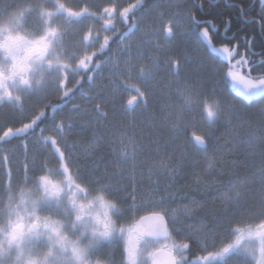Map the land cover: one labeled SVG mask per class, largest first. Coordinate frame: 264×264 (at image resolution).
<instances>
[{
  "label": "rangeland",
  "instance_id": "1",
  "mask_svg": "<svg viewBox=\"0 0 264 264\" xmlns=\"http://www.w3.org/2000/svg\"><path fill=\"white\" fill-rule=\"evenodd\" d=\"M136 1L137 0H66V3L73 10H80L84 6H88L91 11L97 13V16L89 17L85 15L76 20L66 19L64 15L54 17V22L61 24V26L66 29L63 36V51L67 55L72 56L73 52L82 53L86 47L88 50H95L94 47L98 48V45L100 42H102L103 36L105 34H108L111 37L114 34L111 31L107 33L103 31V20L99 18L103 13V8L115 7L116 12L114 13L115 19L113 21V26L116 29V26L121 25L122 22H124V20L120 17V12H122L124 8H130L131 11L128 13V15L131 14L134 9L133 3ZM29 2H31L34 6H38L39 0H0V15H4L10 9L19 8ZM47 6H53L51 0H48ZM164 7L165 9L169 8L167 5L162 6L161 4H153L150 8L147 10L145 9V11L138 15L136 18L137 24H134V27H126L123 32L124 34L120 37L121 39H124L123 43L118 45L115 50L117 56L114 58L109 57L111 59L107 58L101 60V62H103L102 67L96 70L94 73L89 74L93 77L91 82L87 80L92 85H88L85 89L87 93L86 98L89 100H83L84 98L82 97L77 99L75 98L74 102L81 105L79 110L70 111L72 109V105L69 103L67 105H63L62 108H58L56 113H52L50 107L43 108L39 97L35 94L23 96V113H21L20 109L14 108L7 103L0 104V135H3L4 131H6L9 127L15 130L22 127L23 123L30 122L31 118H33V115L38 113L39 110L45 111V117L37 123V125H40L38 128H36V125L33 127L34 130L31 129L27 134L7 137L4 141H0V197H3L6 194L8 188H16L17 186L24 184V180L28 177V181L30 183L36 176L42 174L46 168L58 169L62 164H66L69 169H71L72 166L78 164L80 160L84 158L85 160H88L90 157H93V155L87 153L86 149L81 148L80 145L74 140H70L73 134L78 136L81 135L76 134V131L77 133L78 131H82L84 134H86L87 126L91 124L95 125V123L101 124L100 120H94V110H92V113H87L86 111L88 110L82 109L86 106L85 102L91 104L93 102L90 101V99H94L96 100L94 102L95 104L98 102V100L108 99V103L111 104L114 103V100H116H112L113 95H115V97L119 98L120 100H128L133 95H135L137 96V100L134 102V108L136 105H139L141 98L139 97V94H133L124 91L123 86L125 84L135 85L137 82L144 85L147 96L150 99L157 93L156 86H152L151 82L155 81V75L159 68L162 70V72H167L170 75L176 73L172 70L171 64H169L171 61L168 60V55L165 54L167 45L169 43L171 44V40L167 37L165 29L166 27L171 26L172 30H174V39L185 42V33L188 31V26H190L192 23L191 8L188 9V3L181 2V4H177L175 2L172 4L171 13H168L170 8L167 10V12H165ZM98 21H101L102 25H100ZM126 23H128V21ZM25 24L27 27L37 32H39L42 27L40 19L36 15L35 11L28 13L25 19ZM89 27L93 29L94 36L97 33L99 34L100 41L94 37L93 43L87 44L84 42L83 36ZM205 28L209 32L208 38L203 36L207 40L206 43L213 53L222 56L216 51V49L222 46H215L211 42L210 33L211 29H214L213 25L210 27H203L202 33ZM183 38L185 40H182ZM188 41L190 40L188 39ZM189 43V45L184 46V49L181 52L184 60L183 64L180 65V70L178 71L180 73L178 77L174 79L167 77L166 83H164L163 87H161L158 91L159 98L163 100L162 107L164 108V115L158 124L156 121H152L154 126L156 124V126H161V128H163L166 125V128L170 134L169 139L174 141V145H180L179 147L183 148L181 154L177 156L174 153H159V145L161 143H158V139L154 140V145H151L147 142L145 145V141L139 139L137 137L138 135L134 134L135 124L130 121L127 125L123 123L120 124V127L125 126L122 131L128 136V138L120 134L121 137L115 136L112 139L114 143H124L122 141L124 139L126 141L127 147L126 149L120 148V150H117L116 152H114L113 149V155H115V158L112 159V162H110L108 167L114 172L112 176L119 178L117 180V184L121 185L120 188L122 189L118 195L121 196L119 200L120 204L124 205V211L123 214H116L118 224L129 227L132 225V223H134L135 220H138L141 215L147 214L143 210H137L134 217L132 211L127 207L132 203V201L131 198L126 195V190L131 191V186L128 183H132V177H134L138 182L136 185L138 192L147 193L153 187L158 185V191L167 197L168 207L174 211L177 217L176 230H171V235L174 241L176 243L190 242L191 244V242H194L197 244L194 240H185V236L188 235L190 231L199 229L203 225H206L209 228L211 227L208 223L202 222L199 217H196L197 212H195L193 215H188L187 210L193 207V202L195 200H185L187 197H185L183 200L182 196H177L179 193L172 194L171 185H169L171 181L169 177L173 175L172 171L170 170L173 168V164L171 163L177 164L181 162V164H183V169L185 166H188L192 171L198 164L197 160L193 158V162L189 163V165H184L183 160L181 159H185L190 156V153L184 147L185 145L182 144L183 142L187 143L185 135L189 131L195 134H202L205 126L207 125L209 127L202 112L203 100L200 99L199 95L194 93V87L191 84H188L187 81L191 78V74L188 73V70H186L187 64L193 65V69L190 71L192 73L198 74L203 70L202 65L198 66L200 60L198 58L194 59L188 56V54L185 52L187 48H193L195 53L197 55L199 54V50L196 48L195 44H191V42ZM125 46H128L129 51L131 52V61L135 66V71L130 70L128 67V62L130 60L129 51H119ZM235 47L236 53L232 58L233 64L236 60L240 59L239 50L237 46ZM222 57L227 61L226 57ZM155 63H159L158 68L155 66ZM139 67L146 68V73L149 74L148 79H146L145 73L143 75L146 81L142 79V75L139 73ZM237 68L241 74H245V68H240V66H237ZM84 75L85 74H83V76ZM76 79H79V77L74 73L69 72V79L66 82V87H73ZM49 87H52L50 82ZM78 87L80 88V86ZM233 87L236 89V92L240 94L239 86L233 85ZM226 93H228V89L226 90ZM211 94L213 95L214 91H211ZM54 98L58 97L55 95H50L49 101ZM189 98L191 99L190 103L188 102ZM49 101H45V103H49ZM168 101H170L171 104L165 105V103H168ZM235 104L237 111L232 116L230 122L224 118L223 114H221V117L218 119L220 123L225 124V126L228 128L223 133L227 137V142L222 143L221 149L219 152L217 151L219 157L215 161L223 159L224 156L229 153L236 154L237 151L241 150L244 152L242 156L245 159L250 158L252 161H250V163L252 164L251 167H253V169L251 172H249V174H247L251 180L245 175L243 177L237 176V164L230 162L228 164L232 163L233 166H225L223 163H218L219 167L222 165L225 167V169L231 168L230 172L232 181L229 182L224 188L216 189L213 195H216L217 191H219L221 194H234L230 191L229 186L230 184L238 183L243 191L244 196L248 198V202L240 211H236L232 206L223 205L219 199L210 201L217 205L220 204L223 207L226 206L228 215L232 216L233 213L235 214V222L231 224V229L232 227H235V225L242 224L241 227L243 228L249 225L254 226L260 223V220L255 217V214L258 211L253 213L250 209L252 207L253 201L260 203L261 188L264 187V171H262L264 170V150H261V145L264 142L261 140L263 132L261 131L260 127H256L255 129L252 127L251 129H253V132H251L249 129L252 124L243 120V109L239 107V100L235 101ZM113 107L115 110L116 105L114 104ZM226 107L227 105L222 106V108ZM138 111L139 110H136L134 112ZM53 115H56L57 117L55 121L51 118ZM113 117L115 119L117 118L115 115ZM114 118L113 120H115ZM60 119H64L66 125L71 124V127L68 129L70 135L67 138V144L73 146L71 147V159H67L69 155V149L64 147L62 142H58L57 146H60L61 150L65 152L66 159L63 162L60 160L59 154L56 153L55 147L51 145V142H45L43 139L44 136L58 135L52 130L55 124L60 122ZM258 119L261 120L260 118ZM115 123L117 122L115 121ZM152 123L150 122L149 126H151ZM185 125L187 128L183 137L174 138L176 135L173 134H176L177 127H184ZM41 128L44 129L43 134L41 133ZM16 137H20L22 139L19 138L18 140ZM37 141H39V143H37ZM143 143L144 146L142 147ZM192 144L193 143H191V145ZM226 147L229 148L226 149ZM148 153L150 155V159L146 161L143 160L145 163H147L145 171L143 172V170L141 171L138 168V160L141 159V156ZM5 157H7V160H5ZM156 157L158 160H156ZM212 162L213 161H211V163ZM25 165H27V169L25 168ZM150 169H153L154 171H150ZM175 169V177H177V175L180 173L182 174L181 168L177 167ZM125 171H127L126 176L122 174ZM102 173L103 175H107L106 171H103ZM219 173H221V171ZM165 174L168 175L165 176ZM192 174L194 175V171ZM122 182L124 183L122 184ZM103 188L108 190V188L105 186ZM42 211H55V209L45 206ZM217 224L218 221L214 220L213 228L217 227ZM227 228H229V225L224 224L218 229L220 233L216 236V241L218 244L220 242H226V240L223 239L221 235L226 234L224 231ZM159 243L160 242L157 241L142 240L140 243V248L146 252L157 247ZM90 255L93 259L99 258L100 264H121L122 260L126 261L125 237L123 235H115L111 238V240L99 243L90 251ZM228 260L231 262V264H254L253 259L242 252H234L228 258ZM138 264H147V260L142 259L138 262ZM217 264H223V262H217Z\"/></svg>",
  "mask_w": 264,
  "mask_h": 264
},
{
  "label": "trees",
  "instance_id": "2",
  "mask_svg": "<svg viewBox=\"0 0 264 264\" xmlns=\"http://www.w3.org/2000/svg\"><path fill=\"white\" fill-rule=\"evenodd\" d=\"M141 1V2H140ZM248 1L250 0H229V5H225L223 0L221 4L213 7H209L207 2L204 0L203 8L199 9L196 8L192 12H194L193 16L196 17L201 24H198L197 22H193V27L188 26V31L185 33V39L186 41H173L171 44L169 43L166 48V53L168 55V60L170 61V58H173L174 60H178L180 62V65L183 64V56L182 51L184 49V46L191 44H195L196 48L199 50V54L197 55L193 48H187L185 52L188 54V56L192 58H198L200 62L198 63V66H203L202 72H199L198 74L190 72L191 69H193V65H188L186 67L187 72L191 74V78L188 81V84H191L194 88V93L199 95L200 99L204 101L206 98L209 103L212 102L213 99H220L221 101V107L225 104V101H230L231 97L226 93V90L229 89V87L232 88V92L236 96H240L236 92V89L233 87V84H231V77L227 76V73L229 71V63L220 55H217L213 53L210 49V47L206 44L203 37L201 36V32L203 27L208 26L210 27V22H214L215 30H211L210 38L212 41V44L215 46H224L225 44L233 47L237 46L239 50V56L243 55L246 59L249 60L250 66H254L256 62H254V58L258 59L260 64L261 62H264V24L262 23L263 20L260 18L257 14H252L249 11L248 8ZM134 9L133 12L129 15V21L130 23L124 24L122 22L121 25L116 26V32L112 35V39L109 43V49H106L104 53L98 54L93 59V65L91 67H94L95 63L98 61H101L103 59H107L109 57H116V47L118 45L123 43L124 39H121L120 37L124 34V30L126 27L133 26L136 23V18L138 15L150 8L153 4H161L162 6H168L170 10L168 13H171L173 0H137L134 2ZM194 7L192 3L189 4V8ZM168 8V9H169ZM167 8L164 10L167 12ZM187 9V10H188ZM245 11V12H244ZM164 12V13H165ZM243 12V16H242ZM166 14V13H165ZM169 18V17H168ZM100 25H102L101 21H98ZM134 27V26H133ZM134 29V28H133ZM135 30V29H134ZM195 31V32H194ZM182 36V34L180 33ZM234 35L235 37L233 40H228L226 36ZM190 37L191 41H188V38ZM182 40H185V39ZM171 40V39H170ZM251 41L249 44L248 42ZM128 52V51H127ZM182 62V63H181ZM171 64V62L169 63ZM259 64V65H260ZM259 65L257 67H253L254 69H258ZM96 71V70H95ZM93 72H85L83 77V80H81V86L80 88L76 86L74 91L75 98L82 97L83 100H89L86 98L87 96L84 94L86 93L85 89L88 85H92L88 80V76ZM147 70L145 69L146 79L149 78V74L146 73ZM194 72V71H193ZM247 72V69L244 70V73ZM180 72H176L172 75L168 74L167 72H162V70L159 68L155 75V81L151 82L152 86H156L157 93L152 96V98H148V105H144L142 100L140 99L139 105H136L134 108H131L127 104V99L120 100L119 98L115 97L113 95L114 103H108V99L106 100H98L97 103L94 104L96 100L90 99L93 103L87 105L88 103L85 102L86 106L82 108L87 113H92V110L95 112L93 113L95 115L94 120H100L101 124L98 125L95 123V125L91 124L86 127V134H84L82 131H76V134L81 135H75L73 134L70 140H74L76 143L80 145L81 148L86 149V152L90 155H93V157H90L88 160L82 159L78 164H75L72 166L69 171L71 173L76 174L77 170L80 173V180L82 179L84 181V184L89 186L91 189L95 190L97 187H104L105 185H111L112 188L105 189L110 198L114 199L115 201L120 204V198L121 196L118 195L121 192V185L117 184L118 177L112 176L114 172L108 167L110 165V162H112V159L115 158L113 155V149L114 152L117 150H120V148L126 149L127 144L126 141L123 139L122 141L124 143H114L112 141L113 137L118 136L121 137L120 134L124 135L126 138L128 136L122 131L125 126L120 127V124H129L130 121L135 124V133L138 135L137 137L143 141H145V145L147 143L154 145V140L158 139L161 143L159 145L160 152L159 153H168V154H176L177 156L181 154L182 149L178 145H174V141L169 139V131L165 127L161 128V126H154V123L152 121H156L158 124L162 116L164 115V108L162 107L163 100L159 98L158 91L161 87H163L164 83L167 81V77L174 79L178 77ZM253 75L258 74L257 71H253ZM142 79L146 81L144 76L142 75ZM152 80V79H151ZM183 80V79H182ZM123 81V80H122ZM199 81V83H198ZM148 83V82H147ZM149 84V83H148ZM134 84L127 85L125 84L123 86V90L138 94L135 91V88L133 87ZM137 87H142L144 90V85L139 84L136 82L135 84ZM211 91H214V94H211ZM218 97V98H217ZM51 104H61V101L59 98H54L51 101ZM245 103L251 105L250 108H242L243 109V120L247 121L248 123L252 124L249 130L253 132L252 130L256 127H260L262 133L261 140L264 141V115H261L260 112V106L264 101H261L259 97L252 98L251 100H245ZM100 104L102 105V110H97L96 105ZM116 105V109L114 110L113 106ZM170 105V101L168 103L166 102L165 105ZM134 105V104H133ZM94 107V108H93ZM239 107H241L239 105ZM92 108V109H91ZM91 109V110H89ZM170 109V108H168ZM136 110H139L138 112H134ZM102 112L107 113V117H103ZM116 116L115 119L113 116ZM113 118L115 120H113ZM260 118L261 120H259ZM115 121L117 123H115ZM46 122V119H45ZM87 122V121H86ZM152 123L151 126H149V123ZM40 125H37L36 128H38ZM254 127L253 129H251ZM228 127L225 126V124L220 123L219 120L215 122V125L211 127V129L206 125L203 133L210 131L211 132V141L209 145V152L207 156L201 154V153H193L191 148V143L194 144V134L191 131H189L185 135V139H187V143H182L185 146V149L190 153V156L188 158H181L183 160L184 165H189V163L193 162V158L197 160L198 164L193 169L194 175L192 174V170L188 166H185L184 169L183 164L181 162L172 165V169H175L177 167L181 168L182 174H178L177 177H175L174 181L171 180L169 185H171V193L172 194H178L177 196H182L183 200L185 197H187L188 201L195 200V201H202L204 202V206L199 208L196 212V217H199L202 222L208 223L211 228L214 227V220L218 221V218L225 214V208L220 204H215L210 202L211 200L208 199L209 196L213 195L216 189H222L225 186L228 185L229 182L232 181L231 176V168L225 169L221 165V167L218 166V163H223L225 166H233L232 163L237 164V170L236 174L239 177H243L244 175L250 179V177L247 175L249 172L252 171L253 167H251V159L247 158L245 159L242 154L241 150L237 151L236 154L229 153L224 156L223 159L219 161L217 158L219 157L217 151L221 149L222 143L227 142V137L223 134L225 130H227ZM263 128V129H262ZM34 130V129H33ZM36 130V129H35ZM95 134V135H94ZM173 135H176L175 133ZM18 140L20 137H16ZM22 139V138H20ZM116 139V138H115ZM184 139V140H185ZM102 141H105L102 143ZM12 142V141H10ZM147 142V143H146ZM153 142V144H152ZM8 143V142H5ZM188 145V146H187ZM144 146V143L142 147ZM229 147H226L228 149ZM232 150V149H231ZM261 150H264V142L261 145ZM197 153V154H196ZM150 155L149 153L146 155L141 156V159L138 160V168L143 172L145 171V168L147 166V163L144 161L149 160ZM144 160V161H143ZM156 160L158 158L156 157ZM211 161H213L211 163ZM232 162L231 164H228ZM252 162V161H251ZM137 164V163H136ZM214 167V168H212ZM130 168V167H129ZM210 168V170H209ZM172 169H170L172 171ZM189 170V171H188ZM103 171H106L107 175H103ZM169 171V170H168ZM167 171V172H168ZM212 171V173H211ZM221 171V173H219ZM208 172V173H207ZM169 173V172H168ZM124 176L127 175V171H125ZM143 174V173H142ZM110 175V176H108ZM146 175V174H145ZM168 174H165L167 176ZM138 176V175H137ZM29 178V177H28ZM25 179L24 183H29V179ZM164 180V179H163ZM251 180V179H250ZM124 182H122L123 184ZM128 183V182H127ZM131 186V182L128 183ZM123 187V186H122ZM117 189V190H113ZM207 197H206V195ZM118 196V197H117ZM207 200V201H206ZM259 209V202L253 201L251 211L254 213L258 211ZM246 218V217H245ZM238 219V218H237ZM219 222V221H218ZM242 225V224H241ZM241 225H235V227H232V229H235L237 227H241ZM242 228V227H241ZM224 231V230H223ZM222 231V232H223ZM230 228L225 229L224 233L222 234V238L226 240L225 243H233L235 241V236L230 235ZM220 239V238H219ZM218 239V240H219ZM189 243V249L188 252H192V257H196L197 255H202L200 248L197 244L194 242H188Z\"/></svg>",
  "mask_w": 264,
  "mask_h": 264
},
{
  "label": "clouds",
  "instance_id": "3",
  "mask_svg": "<svg viewBox=\"0 0 264 264\" xmlns=\"http://www.w3.org/2000/svg\"><path fill=\"white\" fill-rule=\"evenodd\" d=\"M47 3L29 2L0 15V103L19 105L25 91L43 87L73 61L63 51L66 29L54 17L76 20L79 10L70 11L66 0H51L52 7ZM33 11L42 25L39 32L25 24ZM45 206L55 211H42ZM118 211L105 188L91 189L63 164L46 168L0 197V264H100L90 251L115 235L125 237ZM249 243L259 256L256 242Z\"/></svg>",
  "mask_w": 264,
  "mask_h": 264
},
{
  "label": "snow or ice",
  "instance_id": "4",
  "mask_svg": "<svg viewBox=\"0 0 264 264\" xmlns=\"http://www.w3.org/2000/svg\"><path fill=\"white\" fill-rule=\"evenodd\" d=\"M264 2V0H262ZM70 11L75 12L76 10L71 9ZM131 11L130 8H124L120 12V17L126 22L128 18V13ZM116 12L115 7H104L103 13L100 15V19L103 20V31L106 33L111 31L115 33L116 29L113 26V21L115 19L114 13ZM96 17L97 13L91 11L88 6H84L79 10V17L83 16ZM167 35H171L172 28L171 26L166 27L165 29ZM203 36L208 38L209 32L205 28L203 31ZM127 35V34H125ZM96 38L100 41L99 34L95 36L93 34V29L88 28L86 33L83 36L84 42L87 44L93 43V38ZM112 37L108 34L103 36L102 42L99 43L98 48L94 47L95 50H88L87 47L82 53H72L74 62L68 66L62 68L58 73L53 74L50 79L52 87H49V83L44 85L41 88L25 91L23 96L28 94H35L39 97L40 103L43 108H51L52 113H56L58 108H62L63 105L71 103L72 109L70 111L79 110L81 108L80 104L74 102L75 96L74 91L76 86H81V80H83V73L93 72L102 67L101 61L93 65V58L100 53H104L106 49H109V43ZM249 44L251 41L248 42ZM119 51H129L128 46L120 49ZM218 53L227 58V61L230 65L229 71L227 73L228 77H231V84L238 85L240 96H236L232 92V88L229 87L228 95L231 97V102L225 101L227 105L226 108L221 107L220 99H213L211 103L205 98L203 101L202 112L203 116L206 119L209 128L215 125V122L223 114L224 118L229 122L232 119V116L236 113V104L235 101L239 100V105L241 108H250L251 105L245 103V100H251L252 98L259 97L261 101H264V62H261L258 69H254L250 66L249 60L246 59L243 55L240 56V59L236 60L235 63H232V58L236 53V47H229L227 44L216 49ZM130 60L128 62V67L130 70L135 71V66L131 61V52L129 51ZM111 59V58H109ZM172 70L178 72L180 70V62L170 58ZM155 66L158 68L159 63H155ZM237 66L240 68L247 69L245 74H241ZM145 67H139V73L144 75ZM253 71H257L258 74L253 75ZM69 72L74 73L79 79L75 80L73 87H66V82L69 79ZM88 80L91 82L93 77L88 76ZM135 91L139 94L144 105H148V96L146 91L140 86L137 87L133 85ZM57 96L61 104H51L45 103L49 101V96ZM87 95V93H85ZM137 100V96L133 95L130 99L127 100V104L132 106ZM188 102H191L189 98ZM4 104V103H0ZM14 108L20 109L21 113L24 111L23 103L16 105L15 103L9 104ZM102 105L97 104V110H102ZM261 115H264V103L260 106ZM103 115L107 116L106 112H102ZM45 117V111L39 110L38 113L33 115L30 122L23 123L22 127L13 130L9 127L4 131L3 135H0V141H4L5 138L27 134L34 126L37 125L38 121H41ZM52 120H56V115H53ZM70 119V118H69ZM71 124L65 123L64 119H60L59 123H56L53 130L58 135H49L44 136L43 139L45 142L50 141L51 145L55 147L56 153L59 154L60 160L63 162L66 159L65 152L61 150L58 142H62L63 146L69 149V155L67 159H71V147L67 144V138L70 135L69 128ZM187 126L177 127L176 136L174 138L183 137L184 132L186 131ZM44 129L41 128V133L43 134ZM194 144H192V151L201 153L207 156L209 152V145L211 141V132L207 131L202 134H194ZM39 143V141H37ZM127 155V154H125ZM7 160V157H5ZM65 168L69 170V167L64 164ZM27 169V165H25ZM150 171H154L150 169ZM264 171V170H262ZM176 169H172L173 175L169 179H175ZM76 175L80 176L79 171L77 170ZM83 184V180H80ZM137 181L132 177L131 191H127L126 195L131 198L132 203L127 207L132 211L133 216L137 210H143L145 215H141L138 220H135L131 226L126 227L125 239L127 241L126 248V261L122 260L121 264H138L142 259L147 260V264H217V262H223V264H231L228 258L234 252H242L247 254L252 259H258L260 264H264V187L261 188V196L258 212L255 214V217L260 220V223L256 225H249L247 227H237L231 229V224L234 223V213L232 216L227 214V209L225 208V214L218 218V224L215 228H209L206 225H203L199 229L190 231L188 235L185 236V240H194L197 245L200 247L202 255L198 256L196 259L190 260L187 255V250L189 249V243L180 242L176 243L171 235V230H176L177 217L173 210L168 207V199L166 196L162 195L158 191V185L153 187L149 192L143 193L137 191ZM107 188H112L111 185H105ZM230 191L234 194H221L217 191L216 195L209 196L210 200H220L223 205H229L235 208L236 211H240L244 205L248 202L243 194L242 189L239 184H230ZM117 190V189H113ZM159 197V198H158ZM119 214H123L124 205L118 204ZM204 206L202 201H194L193 207L187 210L188 215H193L199 208ZM224 224H228L231 229L230 235L235 236V241L233 243H224L220 242L219 244L216 241V236L219 235L218 229ZM151 236L158 238L161 242L157 247L144 251L141 248H138V245L141 243L144 237ZM245 241H255L257 245V251L259 256L253 251V246L251 243L245 244ZM211 249V250H210Z\"/></svg>",
  "mask_w": 264,
  "mask_h": 264
},
{
  "label": "flooded vegetation",
  "instance_id": "5",
  "mask_svg": "<svg viewBox=\"0 0 264 264\" xmlns=\"http://www.w3.org/2000/svg\"><path fill=\"white\" fill-rule=\"evenodd\" d=\"M173 1L176 2L177 4H181V2H183V3L185 2V3H188V4L192 3V5L194 6V7L191 8L192 11L194 9H196V8L202 9L204 7L203 6L204 0H173ZM205 1L207 2L206 4H208L209 7L217 6V5L221 4V2H222V0H205ZM228 1L229 0H223L225 5H229L230 4ZM247 5H248V8L250 9L249 15H250V13H251V15L252 14L259 15L260 18L263 20L262 23L264 24V2H262V0H250V1H248ZM192 11H191V18H192V15L194 14V12H192ZM243 15L244 14L242 12V16ZM194 21L197 22L198 24L202 23L198 19H196L195 16H193V22ZM192 24H191V27H193ZM211 25H213V27H214L213 30H215L214 22L211 21L209 26H211ZM201 36H202V32H201ZM168 37H170L172 39V37H173L172 33H171L170 36L168 35ZM234 37H235L234 35L226 36V38L228 40H233ZM188 38H190V37H188ZM189 40L191 41L193 39L190 38ZM254 62H256V64L254 66H252V67H257L260 64L259 60L256 59V58H254ZM130 107H132V106H130ZM102 116L105 117V118L107 117L105 115H102ZM98 125H100V123ZM103 142H105V141H102V143ZM192 254H194V253L189 252V254H188V257H189L190 260H192V258H193Z\"/></svg>",
  "mask_w": 264,
  "mask_h": 264
},
{
  "label": "water",
  "instance_id": "6",
  "mask_svg": "<svg viewBox=\"0 0 264 264\" xmlns=\"http://www.w3.org/2000/svg\"><path fill=\"white\" fill-rule=\"evenodd\" d=\"M143 239H149V240H154V241H159V242H161L158 238L151 237V236H146V237H144Z\"/></svg>",
  "mask_w": 264,
  "mask_h": 264
},
{
  "label": "bare ground",
  "instance_id": "7",
  "mask_svg": "<svg viewBox=\"0 0 264 264\" xmlns=\"http://www.w3.org/2000/svg\"><path fill=\"white\" fill-rule=\"evenodd\" d=\"M89 105V104H88Z\"/></svg>",
  "mask_w": 264,
  "mask_h": 264
}]
</instances>
